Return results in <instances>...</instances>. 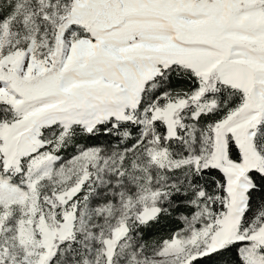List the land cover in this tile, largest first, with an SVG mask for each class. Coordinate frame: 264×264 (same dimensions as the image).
<instances>
[{
	"label": "snow or ice",
	"instance_id": "snow-or-ice-1",
	"mask_svg": "<svg viewBox=\"0 0 264 264\" xmlns=\"http://www.w3.org/2000/svg\"><path fill=\"white\" fill-rule=\"evenodd\" d=\"M0 264H264V0H0Z\"/></svg>",
	"mask_w": 264,
	"mask_h": 264
}]
</instances>
